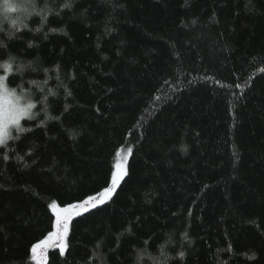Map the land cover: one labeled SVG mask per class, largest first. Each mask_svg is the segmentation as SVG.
<instances>
[{
    "label": "trees",
    "instance_id": "obj_1",
    "mask_svg": "<svg viewBox=\"0 0 264 264\" xmlns=\"http://www.w3.org/2000/svg\"><path fill=\"white\" fill-rule=\"evenodd\" d=\"M0 76V264L125 156L45 264H264V0H0Z\"/></svg>",
    "mask_w": 264,
    "mask_h": 264
},
{
    "label": "snow or ice",
    "instance_id": "obj_2",
    "mask_svg": "<svg viewBox=\"0 0 264 264\" xmlns=\"http://www.w3.org/2000/svg\"><path fill=\"white\" fill-rule=\"evenodd\" d=\"M65 7H68V5H65ZM6 11H16V6H14L11 3H6L5 5ZM13 24H15V21H13ZM6 68H11V64H6ZM22 70V66L18 69ZM4 77L0 76V90H3L5 93L7 100L6 104L7 107H0V145L5 144V142L10 137V129L12 128H19L21 131H23L22 128H20V121L24 117L30 118V112L31 109L34 107L32 103H22L21 98L16 95L15 91L9 92L7 89L6 84L4 83ZM116 168L119 170L117 174H114L112 177V184L111 187L106 188L103 192L99 193L98 196H89L87 199L80 203L76 204H70L67 205L63 211L65 213H69L71 209H77L81 207H87L89 205L95 207L99 203H104V197L111 198V194L114 192L116 187L118 186V182L127 175L126 170L122 168L120 164L116 165ZM52 207L56 209L58 206L56 204H53ZM68 219L65 218V220L62 222L61 227L63 228L64 235L68 232ZM46 243V242H44ZM41 245H35L33 247V252H35L36 248H39ZM181 256H183V253H181Z\"/></svg>",
    "mask_w": 264,
    "mask_h": 264
},
{
    "label": "rangeland",
    "instance_id": "obj_3",
    "mask_svg": "<svg viewBox=\"0 0 264 264\" xmlns=\"http://www.w3.org/2000/svg\"><path fill=\"white\" fill-rule=\"evenodd\" d=\"M6 77H7V75H6ZM6 77H4V78L6 79ZM5 79H4V83H5ZM7 89H8V87H7ZM9 92H11V91L9 90ZM6 100H7V97H6L5 93L3 92V90H0V107H7ZM21 101H22V103H25L23 99ZM12 129H10V132H11ZM117 164H120L122 166V168L124 170H126V172H127V157L126 156L120 158L115 163L114 169H113V175L114 174H117L118 171H119L116 168V165ZM113 175H112V177H113ZM123 178L118 182V186L116 187V189L114 190V192L111 194V197L114 195V193L118 189V187H119L120 183L122 182ZM111 184H112V178H111V181L107 185L106 188L111 187ZM106 188H104L100 192L95 193V194L90 195V196H98V194L101 193V192H103ZM85 199H87V198H85ZM103 199L105 201L104 203H106L111 198L109 199L108 197H104ZM84 200H82V201H84ZM82 201H78V202H74V203H70V204H76V203H80ZM104 203H99L98 202V205L97 206L102 205ZM53 204H56L58 207L56 209H54L52 207ZM53 204L51 205V210L53 211V213L55 215L54 228H53L52 232L39 244L41 246L37 249V251H35L34 254H32L33 255V258L32 259L37 264H45V262L47 260L46 259V257H47L46 254H48V251L50 249H59L63 253L66 250V248H67V238H68V234H69V230H70V223H71L72 219L74 217H77V216H79V215H81L83 213H86V212L92 210L93 208L97 207V206L93 207V206L89 205L86 208L85 207H81V208H77V209H71L69 213H65L63 211V209L67 205H70V204H67L65 206L58 205L57 203H53ZM65 218L68 219V225H67L68 232H67L66 235H64L63 228L61 227V224L65 220ZM44 242H46V243H44Z\"/></svg>",
    "mask_w": 264,
    "mask_h": 264
}]
</instances>
